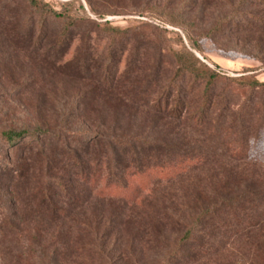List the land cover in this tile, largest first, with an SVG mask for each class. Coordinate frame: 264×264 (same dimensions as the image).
I'll list each match as a JSON object with an SVG mask.
<instances>
[{"label": "rangeland", "instance_id": "obj_1", "mask_svg": "<svg viewBox=\"0 0 264 264\" xmlns=\"http://www.w3.org/2000/svg\"><path fill=\"white\" fill-rule=\"evenodd\" d=\"M42 1L69 17L0 0V132L42 125L53 134L34 147L11 148L0 137V264H159L184 231L144 212L146 197L188 210L233 198V211L216 220L233 226L216 223V240L188 244L182 264H264V88L248 83L264 81V5L251 0L249 16L233 19L236 0H199L184 18L170 13L178 26L139 7L177 11L182 0ZM105 21L129 32L106 30ZM188 37L200 46L194 53L221 72L203 126L187 120L201 96L185 85L183 119L167 117L179 100L171 50L190 46ZM77 131L149 136L163 143L156 150L165 163L130 167L108 186L104 163L93 174L102 153L82 154L87 169L74 175L69 197L47 193L48 178L75 171L66 149ZM173 146L180 154L168 155Z\"/></svg>", "mask_w": 264, "mask_h": 264}, {"label": "trees", "instance_id": "obj_2", "mask_svg": "<svg viewBox=\"0 0 264 264\" xmlns=\"http://www.w3.org/2000/svg\"><path fill=\"white\" fill-rule=\"evenodd\" d=\"M171 1L173 2L174 0ZM221 1L226 2L228 0ZM256 1L264 5V0ZM181 2L182 5H180L179 10L177 9V11L176 9H170L169 5L143 6V8L139 7V10L142 14L150 13V15L160 17L164 20L166 19V21L171 24L183 26L178 20H173V18L169 16L170 13L175 11L178 17L184 18L185 14L191 11L199 0H182ZM236 2L237 3L235 4H233V1L231 2L233 11L230 17L234 19L235 17H239V15L244 18L249 16V13H247L245 9L252 4V1L236 0ZM27 3L36 11L45 13L47 18L60 20L69 17L64 12L53 9L48 3L43 2L42 0H27ZM87 3L88 5L92 4L91 0H87ZM146 9H148V12ZM92 11H94L93 8ZM96 14L100 17L106 15V13L98 12H96ZM227 19L228 17L221 21L225 22ZM258 21L260 24L264 25L263 17L259 18ZM105 23L106 30L116 32L117 34H127L129 32L128 28L111 26L109 21H105ZM68 29L69 26L67 24V26L63 28V31L59 33V36L57 37L58 42L61 43L67 39ZM215 29L217 28H213L212 30L203 33V36H212L213 33H216ZM42 31H44L43 26ZM188 40H190V46L183 44L180 49L171 50L176 65L175 74L172 79V87L174 90L173 93L176 94V98L179 100H174L171 108L167 109V117L177 115L175 117L176 119H183L184 110L187 106L184 103L185 100H182L180 95L182 94L183 88L186 86L191 90H199L201 96L198 108L191 116L187 117V120H192L195 124L203 126L207 123V113L212 109L215 103V100H212L214 94L213 91L217 81L221 78V72L211 69L207 63L203 62L194 53L193 49L200 50V46L196 40L191 37H188ZM248 83L249 88L253 91H256L261 87L264 88V81H259L256 78H253ZM183 85L185 86L182 88ZM70 134L72 146L69 147V149H66L67 161L71 163L70 167L76 172L71 170L70 172H66V174L63 172L62 174L55 175L54 178H48L50 181H47L46 183L47 188L45 191H47V193H49L51 189H56L66 197H69L74 175H84L87 169V161L81 158L82 154L87 157L90 152L98 153L99 151V153H102L101 155H103V157L98 160L95 168L96 171H94L93 174L95 175V172H99L100 174L98 167L104 163L107 166V172L109 175V177L107 175L108 186L120 183L124 171L130 167L142 171L145 167H150V165L159 166L163 159L161 154L156 150L158 149L157 147H161L163 143L159 142V140L151 139L149 136L127 135L123 137L114 135L112 137H104L101 134L92 135L89 131H77L71 132ZM51 135H53L52 132L49 129L44 128L42 125H35L33 129L23 128L17 130L11 128L0 132L1 139L11 148L22 144H26L28 147H34L35 143L40 142L41 136L49 137ZM25 140H27V142H25ZM170 149L167 150L168 155L180 154L177 147L173 146V148L170 147ZM155 150L156 154L152 155V151L154 152ZM78 197L79 196H77V198ZM161 202L162 200L160 201L157 198L155 202H153V200L150 201L149 197H146L141 201L140 205L143 209H148H145L144 212L149 213L150 211L153 214H156L159 219L165 220L166 223H163L165 229L178 227L183 229L184 232L181 236L176 238L172 249L159 264H182L187 259L183 249L188 244L195 242L203 243L202 240L205 239H213L212 241L216 240V235H212V231H210L217 227L216 223L224 228H230L233 226V222L228 219H221V222H216L217 219L222 218V216L233 211V198L222 197L215 203L211 204L200 202L199 208L195 207V210L183 208V205L174 201H171L170 204ZM117 203L124 206L128 204L122 199L117 200Z\"/></svg>", "mask_w": 264, "mask_h": 264}]
</instances>
